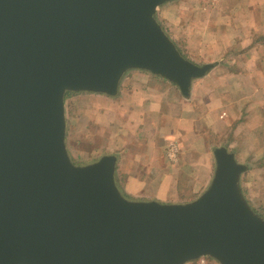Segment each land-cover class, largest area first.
<instances>
[{"label": "water", "instance_id": "1", "mask_svg": "<svg viewBox=\"0 0 264 264\" xmlns=\"http://www.w3.org/2000/svg\"><path fill=\"white\" fill-rule=\"evenodd\" d=\"M170 1L0 0V264H264V218L241 186L249 166L227 146L185 203L129 199L117 155L79 165L69 152V92L116 97L145 70L190 98L214 68L158 20Z\"/></svg>", "mask_w": 264, "mask_h": 264}, {"label": "crops", "instance_id": "2", "mask_svg": "<svg viewBox=\"0 0 264 264\" xmlns=\"http://www.w3.org/2000/svg\"><path fill=\"white\" fill-rule=\"evenodd\" d=\"M157 18L187 58L214 68L193 82L190 100L172 99L179 87L145 70L129 71L116 97L73 92L79 95L66 98L67 144L71 154L69 126L81 113L85 141L96 138L103 155L118 156L116 179L125 196L183 202L176 199L179 169L198 168L200 183L210 182V150L202 156L194 147L207 143V130L225 137L264 126V0H173ZM174 142L183 144L176 164L167 157Z\"/></svg>", "mask_w": 264, "mask_h": 264}, {"label": "rangeland", "instance_id": "3", "mask_svg": "<svg viewBox=\"0 0 264 264\" xmlns=\"http://www.w3.org/2000/svg\"><path fill=\"white\" fill-rule=\"evenodd\" d=\"M161 17V14H160ZM77 96L79 94L72 93L71 96ZM183 95L180 93L178 99L176 97H172L175 100H181ZM186 100H190L186 98ZM71 100L68 101V103ZM81 111V110H79ZM201 114L204 113L201 111ZM71 115L69 119L71 120ZM243 115L239 120L235 121L234 128L232 132L238 127L239 123L242 121ZM73 120V119H72ZM71 120V121H72ZM82 116L79 113V123L70 124L69 131V145L72 150V159L76 164L84 165L98 160L103 153V146H101L95 138L94 140L90 139L88 141L87 138L82 136ZM71 132V133H70ZM74 132L75 143L73 142L72 135ZM215 135H213L212 133ZM207 133L210 136L207 137L206 142L198 145H194L197 151L202 153V156H205V151L210 150V158H212L213 163V172L211 174L210 182L207 184L200 183L199 178V169H179V173H181L182 177L178 182V201L183 202H167V203H185L190 202L197 199L200 195H202L206 189L209 187L212 178L215 172V156L214 149L219 146H227L231 151L235 152L237 159L241 163H245L249 166V169L246 173H244L241 181V186L244 191V194L251 204V206L255 209L257 213H259L264 218V126L258 127L248 134L247 132H239V135H233L230 133L229 135H224L223 137L220 133L216 134L215 131L207 130ZM72 139V140H71ZM229 140V141H228ZM73 142V144H71ZM181 150H183V144L180 143ZM189 147H193V145H187ZM199 182V183H198ZM196 188L193 194L192 191ZM188 192H184V191ZM191 190V191H190ZM174 200L173 197L168 198V201ZM166 202V201H165ZM220 264L217 260L211 257H203L196 261H193L189 264ZM188 264V263H187Z\"/></svg>", "mask_w": 264, "mask_h": 264}, {"label": "built area", "instance_id": "4", "mask_svg": "<svg viewBox=\"0 0 264 264\" xmlns=\"http://www.w3.org/2000/svg\"><path fill=\"white\" fill-rule=\"evenodd\" d=\"M179 155H180V146L178 143L174 142L169 145L167 150V157L169 161L173 164L178 163L179 161ZM204 264V263H202Z\"/></svg>", "mask_w": 264, "mask_h": 264}, {"label": "trees", "instance_id": "5", "mask_svg": "<svg viewBox=\"0 0 264 264\" xmlns=\"http://www.w3.org/2000/svg\"><path fill=\"white\" fill-rule=\"evenodd\" d=\"M72 93H73V92H69V93L67 94V96H70Z\"/></svg>", "mask_w": 264, "mask_h": 264}]
</instances>
